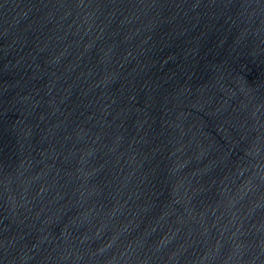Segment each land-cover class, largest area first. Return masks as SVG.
<instances>
[{
	"label": "water",
	"instance_id": "water-1",
	"mask_svg": "<svg viewBox=\"0 0 264 264\" xmlns=\"http://www.w3.org/2000/svg\"><path fill=\"white\" fill-rule=\"evenodd\" d=\"M0 264H264V0H0Z\"/></svg>",
	"mask_w": 264,
	"mask_h": 264
}]
</instances>
